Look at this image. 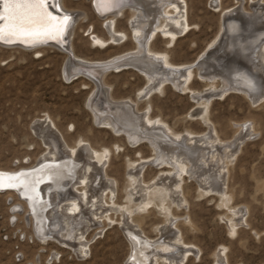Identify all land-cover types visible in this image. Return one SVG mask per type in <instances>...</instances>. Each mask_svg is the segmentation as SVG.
Segmentation results:
<instances>
[{"label":"rangeland","instance_id":"374dc122","mask_svg":"<svg viewBox=\"0 0 264 264\" xmlns=\"http://www.w3.org/2000/svg\"><path fill=\"white\" fill-rule=\"evenodd\" d=\"M185 2L190 23L188 30L178 33L172 42H167L168 39L158 32L157 39L151 42L154 51H166L167 58L174 64L196 62L219 35L222 10L235 4L233 0H220L219 7H213L211 0ZM242 2L239 10L252 13L251 1ZM67 4L87 14L82 22L74 23V35L68 40V45L70 42L73 44L77 57L102 61L134 48L128 14L117 19L114 26L117 31L127 34L128 39L115 43L109 39L104 27L109 14H96L90 0H68ZM89 32L101 36L106 42L103 45L92 42ZM36 48L0 46V169L30 166L39 159L46 150V144L38 134L39 129L32 124L37 125L40 119L46 118L45 124L57 135L62 134L69 146L83 139V145L88 142L89 147L97 151L102 148L110 150L108 159L105 158L107 160L98 166H104L114 181L112 199L115 203L112 206L116 209L106 211L110 219L102 218L98 227H88L84 241H87L89 251L78 256L71 245H64L55 238L44 241L36 237L25 221L24 202L15 195L13 199L6 200V193L0 190V264H30L34 259L35 264H127L131 246L121 224L122 208L119 206L126 200V171L128 168L140 169L142 161H149L139 170V177L150 183L170 167L163 165L158 168L150 163L153 150L145 141L132 145L122 132L94 120L88 101L95 97L97 88L84 74L65 78L67 53L49 45ZM105 73L100 83L110 86L115 99H136L140 90L150 84L145 74L134 66L118 71L111 68ZM202 79L194 74L189 83L199 95L210 92L208 81ZM214 83L220 85L219 78H215ZM148 98L151 100L149 115L162 119L176 132L185 133L187 129L206 131L199 117L189 116L197 104L189 90H179L167 82L163 92L150 91L144 100L137 103V107L145 108V99ZM208 112V124L214 127L221 139H231L236 135L238 123L254 129V134L244 136L237 148L225 180L229 204L243 206L244 221L236 227L235 234L229 232L224 218L228 210L221 196L215 192L202 194L196 180L185 173L181 184L186 206L183 203L179 207L172 204L170 209L174 217H179L175 223L183 241L194 249L182 261L172 258L175 260H161L158 264H226V260L227 264H264V98L251 103L242 93L216 95L212 96ZM101 177L103 173L100 172L95 184L101 181ZM19 201L23 208L15 218L13 214L17 210L12 209L9 202ZM186 214L190 216L192 225L185 223ZM133 217L141 234L152 239L159 236L157 226L163 223V215L157 207L149 204ZM222 246L225 247L221 251H224L226 259L217 261L214 253ZM173 254L179 256L176 252Z\"/></svg>","mask_w":264,"mask_h":264},{"label":"bare ground","instance_id":"6f19581e","mask_svg":"<svg viewBox=\"0 0 264 264\" xmlns=\"http://www.w3.org/2000/svg\"><path fill=\"white\" fill-rule=\"evenodd\" d=\"M67 1L57 0L58 5L72 15L66 45L45 44L67 53L65 78L87 75L97 88L93 100L88 101L94 120L122 132L132 145L145 141L153 150L150 163L158 168L163 165L170 167L169 171H161L150 183L139 177V170L149 161H142L140 169L126 168V200L119 206L122 208L121 224L131 246L127 264H158L161 260L175 259L182 261L193 251L194 248L183 241L176 225L179 217H174L170 209L172 204L179 207L183 203L186 206L181 184L185 173L196 180L202 194L215 192L221 196L228 210L224 218L229 232L235 234L236 227L244 221V210L243 206L229 204L230 196L225 189L226 174L244 136L254 134V129L250 125L238 123L236 135L231 139H221L214 127L208 124V106L212 96L222 97L230 92L244 94L251 103L264 98V0H250L252 13L241 12L239 8L242 0H233L234 5L222 10L220 33L209 47L196 62L179 64L170 62L166 51H154L151 42L157 39L158 32L168 39L167 42H172L178 33L188 30L190 23L185 0H94L95 7L117 6L106 15L104 22L109 39L115 43L128 39L127 34L114 27L117 19L128 14L130 37L134 41L133 49L102 61L79 58L73 51V44L70 42L68 45L69 37L71 39L74 35V23L82 22L87 14L70 7ZM211 5L219 7L220 0H211ZM96 14L101 15L98 12ZM88 34L96 44L103 45L106 42L93 32ZM6 39L14 38L5 34ZM0 46L19 45L0 43ZM35 46L38 48L44 44L19 47ZM126 66H134L143 72L150 84L140 90L136 99H115L110 86H102L100 80H103L109 69L118 71ZM194 74L208 81L210 92L199 95L190 88L189 83ZM215 78H219L220 85L214 83ZM167 82L179 90L192 92L197 104L189 116L199 117L206 131L193 132L187 129L185 133L176 132L162 119L149 115L150 98L145 99V108L137 107V103L144 100L150 91L163 92ZM138 110L143 111L137 113ZM45 119L32 125L39 129L38 134L46 144V150L30 166L0 169V173L5 174L0 179V190L6 193V200L13 199L15 195L24 202L25 221L32 227L36 237L44 241L55 238L64 245L73 246L75 253L82 256L89 251L88 243L84 241L88 227H98L102 218L110 219L106 211L116 209L112 206L115 203L112 199L114 181L104 166H98L108 157L110 150L102 148L97 151L89 147L88 142L83 145V139L69 146L62 134L57 135L45 124ZM100 172L103 177L95 184ZM20 201L9 202L12 209L17 210L13 214L15 218L20 208H23ZM101 201L105 203L104 206ZM149 204L157 207L163 215V223L157 226L159 236L154 239L141 234L133 217L138 210L145 209ZM189 217H184L185 223L192 225ZM224 248L222 246L214 253L217 261L226 259L224 251H221ZM173 252L179 256L175 257ZM35 263L34 259V263L30 264Z\"/></svg>","mask_w":264,"mask_h":264},{"label":"snow or ice","instance_id":"6c2138e0","mask_svg":"<svg viewBox=\"0 0 264 264\" xmlns=\"http://www.w3.org/2000/svg\"><path fill=\"white\" fill-rule=\"evenodd\" d=\"M67 22V16L57 19L47 13L45 0H0V41L5 34L24 42L57 39Z\"/></svg>","mask_w":264,"mask_h":264},{"label":"water","instance_id":"95a60500","mask_svg":"<svg viewBox=\"0 0 264 264\" xmlns=\"http://www.w3.org/2000/svg\"><path fill=\"white\" fill-rule=\"evenodd\" d=\"M95 1L94 0H91V4H92V7H94L95 11L100 13L101 15H104V14H108L109 12H111L112 10H114L116 7L114 6H96L95 7V4L94 3ZM45 10L47 11V13L51 14L52 16H55L57 17V19H63L65 16L68 17V22H67V25L64 27V31L63 33L57 38V39H42L38 42H32V41H28V42H24L23 40H17V39H13V40H9V39H6V40H3V41H0V43L2 44H9V45H19V46H25V47H28V46H34V45H40V44H47V43H52V44H56V45H60V46H64L66 45V36H67V30H68V26H69V23L71 22V14H69L68 11H65L61 8L60 5H58L57 3V0H45ZM9 40V41H8Z\"/></svg>","mask_w":264,"mask_h":264}]
</instances>
